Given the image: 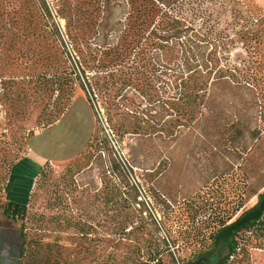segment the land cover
Returning <instances> with one entry per match:
<instances>
[{"label":"trees","instance_id":"16d2710c","mask_svg":"<svg viewBox=\"0 0 264 264\" xmlns=\"http://www.w3.org/2000/svg\"><path fill=\"white\" fill-rule=\"evenodd\" d=\"M62 2L69 10L54 9L46 0H0V199L6 191L13 168L25 157L20 156L19 151L10 156L6 128L10 119L24 118L27 106L35 102L32 96L38 95L36 100L41 99L39 104H43V98L49 96L42 109L41 125L45 128L54 124L70 105L75 86L79 85L83 90L85 87L89 96H94L90 91L88 73L112 72L122 67L149 29L147 37L153 40L156 49L162 43H171V50L176 53L169 68L173 100L171 109L177 105L175 100H180L182 97L179 96L184 94L178 82L187 77L198 78V72L203 73L200 81L195 79V88L201 90L199 104L202 112L199 117L196 120L193 118L195 121L190 125L183 126L184 130L172 129L169 135L167 130L160 131L162 133L155 135L153 140L167 138L165 144H174L184 133L205 138L213 136L231 144L248 138L256 146H244L242 149H248L253 157L257 146L264 145V9L255 0H137L138 11L132 22L134 30L126 48L118 43L113 46L108 40L112 31H119V41L122 40L127 28H131L127 19L123 24L111 21L107 9L109 2L89 1L86 4L92 8V13L76 8L75 0ZM207 2H213L211 4L218 8L215 13L216 18L218 16L217 27L208 40L198 31L194 32L192 25L185 26L180 21L186 8L193 13L198 12ZM125 6L129 7L127 0ZM226 7L232 20L230 30L218 27L221 10ZM161 12L166 16L163 29L154 25L155 17ZM129 14L127 18L132 17V13ZM60 16L66 20L65 35L57 22ZM83 27L94 36L74 34L75 29ZM230 32L246 57L236 64L231 63L229 58V46L233 47L229 45L233 41L227 42ZM101 49L104 51L99 54ZM212 49L216 58L213 62L210 59ZM131 91L125 92L123 107L132 115L136 113V103L128 99ZM54 94H57V99L52 102L50 99ZM185 96L188 101L191 99L188 93ZM168 115L172 117L171 112ZM178 121L176 118L175 122ZM139 128L142 130L141 126ZM130 134L136 136L130 152L135 151L136 146L140 148L142 143L153 141L152 135L145 131L139 133L133 130ZM100 144L98 151L102 154L106 150L110 164L103 170V187L99 196L105 217L104 229L102 236L96 235L89 241L92 248L89 252L85 251L88 264H144L141 262L144 257L149 264H162L160 256L164 252L173 257L169 246L177 248L192 242H200L201 246L186 264H229L234 257L246 251L249 245L246 236L253 234L256 238L264 239V190L257 192L250 188L254 174L249 183V158L245 157L243 164L237 167H243L246 176L243 174L241 185H233L231 194L225 187L233 184L234 171L230 173V180L224 176L230 175L234 165H228L226 174L214 172L210 176L214 178L213 183L207 184L209 179L204 180L197 199L199 205L193 210L184 209L176 214H167L165 210L166 216H169L167 221L164 218L158 222L153 211L140 209L138 226L126 233L135 218L131 189L127 192L124 190L130 183L126 180L125 168L110 151L108 142ZM134 168L133 164H129L130 171ZM42 174L41 167L36 178ZM178 182L184 183L181 179ZM145 185L148 186L147 183ZM158 188L156 196L163 198L162 202L169 208V187L161 184ZM153 191L152 188L151 193L149 187L144 189L145 203L146 199L153 198ZM249 191L256 194V203L242 210L244 197ZM28 199L24 204L7 201L2 207L3 214L12 220L23 218ZM160 223L166 228L167 239L161 240L157 236L159 228L156 225L160 226ZM91 230L94 231L93 227ZM77 232L85 237L88 234L81 229ZM131 239L135 243L126 245L129 258L122 260V248L125 247L122 241L129 242ZM64 261L54 245H37L27 250L21 247L20 264H64ZM173 264L179 262L176 260Z\"/></svg>","mask_w":264,"mask_h":264},{"label":"rangeland","instance_id":"374dc122","mask_svg":"<svg viewBox=\"0 0 264 264\" xmlns=\"http://www.w3.org/2000/svg\"><path fill=\"white\" fill-rule=\"evenodd\" d=\"M46 1L54 9L69 10L65 6L66 3L63 5V0ZM89 1L91 0H75L74 6L77 5L76 8H80L81 11L92 13V8L86 4ZM100 1L109 2L107 9L113 23L123 24L126 19L130 23L131 28L128 29L126 26L127 30L122 40L119 41L121 36L119 31H112L108 39L111 45L115 46L118 43L120 47L126 48L134 30L132 22L138 11L137 0H127L129 7L125 6L126 0ZM255 2L264 9V0H255ZM211 3L207 2L201 10L194 13L186 8L180 20L185 26L192 25L194 32L198 31L207 40L212 37L218 19L215 14L218 8ZM229 12L228 7L221 10L222 15L218 22L220 29H231L232 20ZM129 13H132L131 18H127ZM161 14L162 12L155 17L154 25L163 29L166 16ZM63 17L60 16L57 22L61 33L65 35L66 20ZM149 32L150 29L145 32L146 35L143 36L141 43L122 67L112 72L90 71L88 81L91 84V94L95 97L89 96L85 87L83 90L76 85L70 105L54 124L45 128L41 125L42 109L48 102L49 96L43 98V104H39L41 99L36 100L38 95H34L31 99L35 102L27 106L24 118H12L6 126L7 138L10 141V156L19 151V155L25 157L13 168L6 191L1 194L0 226L11 227L19 233L21 247L25 250L37 245L38 247L54 245L61 258L65 259L64 264L70 262L88 264L85 251L89 252L92 248V244L89 246V241L96 235L102 236L104 229L102 225L105 217L99 196L103 187V170L110 164L106 150L100 154L98 149L100 143L104 144L106 141L110 151L115 154L114 157L125 168L126 180L130 183V186L124 190L127 192L131 189L135 218L133 225L126 229V233L138 226L140 209L153 211L158 222L164 218L167 221L169 216H166L165 210L167 214H176L177 211L181 212L184 209L193 210L199 205L197 199L201 194L200 188L204 180L209 179L207 184L213 183L214 178L210 176L214 172L226 174L228 165H234L229 172L230 174L234 171L233 184L231 183V187H225L231 194L235 185H241L243 174L245 175L243 167H237L243 164L244 157L249 158L247 163L249 183L252 173L254 174L250 188L257 192L264 190L262 186L264 145L262 144L257 146L258 149L253 157L248 149L247 151L242 149L244 146L247 148L256 146L248 138L243 142L231 144L213 136L205 138L184 133L180 141L174 144H165L167 138L153 140L155 135L162 133L160 131L167 130L168 135L172 129L177 131L180 128L182 131L185 129L182 128L183 126L190 125L199 117L202 112L199 104L201 90L195 88V84L196 80L202 79L203 73L198 72V78L187 77L182 82H178L181 83L180 90L184 94L179 96L182 97L180 100H175L177 105L171 109L173 100L169 68L176 53L172 52L171 43L170 45L162 43L160 48L156 49L153 40L147 37ZM90 33L84 27L74 31L77 36L83 34L94 36V33ZM126 34L128 36L125 38ZM116 35L119 36L116 38ZM228 35L227 42L233 41V44H229L233 45V47L229 46V58L231 63L236 64L246 57L240 44L236 43L234 34L230 32ZM64 39L67 40L65 37ZM97 50L99 51L98 48ZM102 51L104 50L101 49L99 54ZM210 59L211 62L216 59L213 49L210 52ZM129 89L132 91L128 93V99L136 103V113L132 115L123 107L124 95ZM187 93L191 96L189 101L185 96ZM56 96L57 94H54L50 101L57 99ZM170 112L171 118L168 115ZM176 118L179 119L178 122H175ZM136 124L138 126H135ZM170 125L174 128L169 127ZM133 130L139 133L145 131L148 135H152L153 141L142 143L140 148L136 146L135 151L130 152L136 137L135 134H130ZM129 164L135 166L132 171L128 169ZM41 167L43 174L36 178ZM226 175L224 177L230 180L231 174ZM179 179L184 183H179ZM145 183L151 188V193L152 188L155 190L153 198L146 199V203L143 200L144 189L147 188ZM161 184L170 189L167 195L171 198L170 204L167 203L169 208L162 202L163 198L156 196ZM256 197V194H250L249 191L244 197L242 210L252 207L256 203ZM27 199L23 218L12 220L3 214L2 207L7 201L24 204ZM161 225V223L160 226L156 225L159 228L157 236L161 240L167 239L166 228ZM92 227L94 231L91 230ZM79 229L87 232V236L78 233ZM246 237L249 243L246 251L234 257L229 264H264V239L256 238L253 234ZM128 243L134 244L135 240L122 241L125 246L122 248V260L129 258L126 249ZM192 243L177 248L169 246L173 257H170L168 252H164L160 256L162 264H173L176 260L179 264H186L201 246L200 242ZM141 262L149 264L145 257Z\"/></svg>","mask_w":264,"mask_h":264},{"label":"flooded vegetation","instance_id":"af4514ba","mask_svg":"<svg viewBox=\"0 0 264 264\" xmlns=\"http://www.w3.org/2000/svg\"><path fill=\"white\" fill-rule=\"evenodd\" d=\"M20 260V234L11 227L0 226V264H20Z\"/></svg>","mask_w":264,"mask_h":264}]
</instances>
